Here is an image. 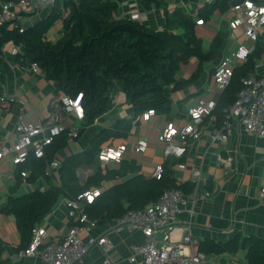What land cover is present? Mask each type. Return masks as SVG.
I'll return each instance as SVG.
<instances>
[{"label":"trees","instance_id":"obj_1","mask_svg":"<svg viewBox=\"0 0 264 264\" xmlns=\"http://www.w3.org/2000/svg\"><path fill=\"white\" fill-rule=\"evenodd\" d=\"M123 0H57L45 17L33 24L11 27L0 25V67L5 62L4 46L21 47L14 58L21 62H36L46 77L55 82L65 94L76 97L83 93L85 118L79 136L87 131L94 120L113 106L110 90L118 84L133 106V116L116 120L103 127L84 151L65 157L56 175L58 183H52L46 173L45 158L32 153L19 170L31 169L30 182L44 176L50 185L37 187L18 196H10L0 211L12 213L20 232L16 252L25 249L32 240L33 228L40 224L62 198L102 188L94 202L87 205L90 216L105 223L123 215L131 208H141L156 201L165 189L179 188L191 192L194 182L179 183L169 162L164 163L161 178L145 175L141 165L134 163L109 166L101 164L98 153L108 139H124L129 136L132 121L144 111L154 109L158 113H170L171 91L183 89L196 82L203 73V64L215 61L228 37L226 30H218L209 47L199 30L196 16L181 7L169 11L166 0H141L144 8L164 7L168 29H155L119 13ZM235 0H213L200 8L198 17L209 21L216 14H226ZM59 22L62 35L55 41L47 35ZM264 53V45L258 41L247 60L238 62L229 85L216 99L213 111L218 123L224 118V108L235 101L245 77L254 71L258 58ZM192 57L199 60L197 69L189 78L178 77L182 65ZM110 142V143H111ZM69 144L66 133L58 135L46 148V157L55 155ZM94 166L82 181L78 172L82 167ZM199 249L206 256L224 252L236 253L247 249L249 264H264V237L236 233L228 240L205 237L199 241ZM5 245L0 243V264L9 260Z\"/></svg>","mask_w":264,"mask_h":264},{"label":"crops","instance_id":"obj_2","mask_svg":"<svg viewBox=\"0 0 264 264\" xmlns=\"http://www.w3.org/2000/svg\"><path fill=\"white\" fill-rule=\"evenodd\" d=\"M138 1L142 11L147 12L149 15L148 26L155 29H168L164 7L153 6L147 9L142 6L141 0ZM166 1L169 11H173L178 7L183 9L180 2L194 4V11L197 16L192 15L196 16V21L201 18L198 17V13L200 8L204 6L198 7L195 4L198 0ZM51 8H40L37 11L25 13L23 24H33L36 20L48 15ZM122 10L127 12L128 9L123 7ZM122 10H119L120 14ZM231 12L230 8L226 14H216L211 20L199 24L198 27L206 49L218 30H226L228 37L219 52L217 60L207 61L203 64V73L196 82L183 89L169 92L172 98L171 112L158 113L156 111L157 114L153 115L148 121L141 120L136 124L132 122L133 126L128 137L109 143L119 144L126 140L135 141L140 137L148 139L149 147L145 152L128 151L120 162L123 164H139L141 165V171L148 176L152 175L157 164L169 162L179 183L184 181L193 182L194 169H202L203 174L199 189L210 191V195L205 199L197 200L194 205V214L187 211V208L192 206L191 203L184 207V210L178 216V227L173 233L176 240L182 239L184 233L182 225L186 223L191 224L193 238L197 241L207 236L216 240H228L236 233L245 236L257 234L264 237V200L259 197L260 187L264 181V136L239 129L237 122L234 121L232 128L228 130L227 141L215 139L213 137L214 131L219 128L221 123H218L213 114L204 118L198 135L188 138V149L182 159L174 156L165 158L163 145L157 139V128L160 125L163 126L169 121H177L179 124L187 123V111L199 97L209 96L216 100L221 93L211 83L216 67L224 56L236 48L238 41H243L241 31L236 32L230 29L229 18ZM219 17H223V19L218 24L215 19ZM62 33V24L59 22L51 29L47 37L55 41ZM258 41L264 45V28ZM256 43H254V49ZM15 47L17 45L14 44L4 46L5 62L0 67V95L15 97L9 109L0 107V147L3 143H12L16 139V123L20 114L27 121L34 123L45 120L52 110V100L62 92L56 87L54 81L46 77L44 71L34 72L29 67L30 62L16 60L14 57L17 53H13ZM198 65L199 60L192 57L182 65L178 77L189 78ZM254 71L264 73V53L258 58ZM210 83L211 88L208 87ZM114 87L117 88V92H114ZM114 87L109 93L114 103L112 108L96 118L98 123L89 125L82 136L80 135L77 139H69L68 146L58 152V156L62 161L70 154L87 149L92 136L103 127L111 126L119 118L133 116V106L132 104L127 105L129 101L126 94L118 84ZM82 122L73 121L79 126H82ZM83 136L84 139L81 138ZM180 161L186 163V168H175ZM106 165L113 166L116 164ZM19 167H16L9 158L0 160V208L7 204L9 197L12 195H22L37 187L46 188L50 185V182L44 176L39 177L34 183L30 181L24 183L20 177ZM94 168V166L82 167L78 175L79 178L85 181L89 173L94 171ZM58 170L56 171L57 174ZM12 174H15V176H12ZM55 179L56 182L52 179L51 182L58 183L57 178ZM65 202L66 198L64 197L55 206L56 210L46 214L40 223L46 225L52 238H58L65 234L67 228L72 224L67 216ZM113 226L114 219L105 223L99 222L98 226L91 230H82L80 233L83 237L88 234L106 233L115 244V249L111 253L112 258L120 261L121 264H131L127 259L130 254V247L134 242H142L145 236L139 229L132 232H116ZM19 242L20 232L15 215L0 211V243L5 245V256L9 258L6 264H50L39 257L20 256V251L16 252L14 249ZM246 254L247 249H241L236 253L224 252L207 257L210 264H249ZM103 260L104 254L101 247L95 245L85 256L83 262L79 264H102ZM167 264L181 263L172 261Z\"/></svg>","mask_w":264,"mask_h":264},{"label":"built area","instance_id":"obj_3","mask_svg":"<svg viewBox=\"0 0 264 264\" xmlns=\"http://www.w3.org/2000/svg\"><path fill=\"white\" fill-rule=\"evenodd\" d=\"M212 1L198 0L195 4L201 7ZM56 2L57 0H0V25L8 23L11 27H20L22 32L25 13L53 7ZM180 3L187 13L197 16L194 4ZM123 7L128 9L127 12L122 10ZM120 10L122 16L143 24H148L150 21L149 15L142 11L138 0H123ZM231 10L230 29L241 31L243 41H238L236 48L224 56L216 67L211 83L219 91L224 90L231 82L237 63L247 60L252 53L254 43L259 40L264 28V0H242L231 5ZM197 23L203 24L204 20L199 18ZM19 52H21L20 46L13 49V53ZM29 67L34 72H43L36 62H32ZM211 83L208 86L210 88ZM82 97L83 93L71 97L63 91L60 92L51 102L53 106L48 117L36 123L27 121L20 114L16 123L17 137L12 143L5 142L1 145L0 160L9 158L18 167L26 163L33 153L37 158H45L46 173L56 182V171L60 168L62 160L58 153L53 159H48L46 148L62 133H66L68 139L79 137L81 126L73 121H83L85 118ZM14 100L15 97L0 95V107L9 109ZM216 106L217 102L214 98L201 96L189 107L187 123L169 121L157 128V139L163 145L165 158L174 156L182 159L188 149V138L200 133L204 118L213 115ZM223 111V121L213 134L215 139L227 141L228 130L232 128L234 121L237 122L239 129L264 136V73L254 71L245 77L237 98ZM155 114L157 112L154 109H149L136 116L132 122L136 124L141 120L148 121ZM96 123H98L97 119L92 125ZM148 147L149 141L144 137L135 141L112 143L100 150L98 160L104 164H118L128 151L143 153ZM175 168L184 169L186 163L180 161ZM163 172L164 164L159 163L155 166L152 175L161 178ZM19 173L21 180L27 183L31 169H23ZM193 174L194 187L191 192L186 193L179 188L165 189L156 201L141 208H131L114 219L113 228L116 232H132L139 229L145 236L142 242H134L131 245L127 258L131 264H167L172 261L181 264H210L208 257L199 249V241L193 238L190 223L182 225L184 233L181 240H176L173 236L178 227V216L184 207L191 203L192 206L187 208V211L194 214L197 200L205 199L210 195V191L199 189L202 169H194ZM101 192L102 188L97 187L72 198H66L67 216L72 221L66 233L58 238H52L46 225L38 224L33 228L30 244L21 250L19 255L39 257L50 264H79L83 262L90 249L98 245L104 254L102 264H121L111 256L115 244L106 233L88 234L86 237L80 233L82 230H91L99 225V220L91 217L86 207L94 202ZM259 197L264 200V181L260 187ZM55 210L54 207L49 213Z\"/></svg>","mask_w":264,"mask_h":264},{"label":"rangeland","instance_id":"obj_4","mask_svg":"<svg viewBox=\"0 0 264 264\" xmlns=\"http://www.w3.org/2000/svg\"><path fill=\"white\" fill-rule=\"evenodd\" d=\"M214 17H215V15H214ZM222 19H223V17L216 18V19H215V22L219 24V23L221 22V20H222ZM209 23H210V22H209ZM60 36H61V35H60ZM113 90H114V92H117V88H115V87H114V89H113ZM111 91H112V90H111ZM130 104H131V103H130V102H128V104H127V105H130ZM127 105H125V106H127ZM81 138H83V139H84V136H83V137H81ZM81 138H80V139H81ZM85 141H86V139H85ZM110 142H111V140H110V139L106 140V141L104 142V146L108 145Z\"/></svg>","mask_w":264,"mask_h":264},{"label":"water","instance_id":"obj_5","mask_svg":"<svg viewBox=\"0 0 264 264\" xmlns=\"http://www.w3.org/2000/svg\"><path fill=\"white\" fill-rule=\"evenodd\" d=\"M242 0H235V1H232L231 2V5H235V4H237V3H239V2H241Z\"/></svg>","mask_w":264,"mask_h":264}]
</instances>
